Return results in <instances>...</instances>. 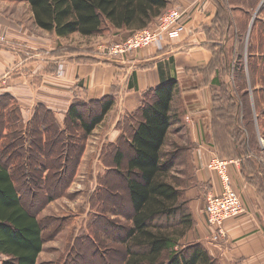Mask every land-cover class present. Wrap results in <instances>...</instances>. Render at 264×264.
I'll list each match as a JSON object with an SVG mask.
<instances>
[{
	"label": "trees",
	"instance_id": "16d2710c",
	"mask_svg": "<svg viewBox=\"0 0 264 264\" xmlns=\"http://www.w3.org/2000/svg\"><path fill=\"white\" fill-rule=\"evenodd\" d=\"M24 1L30 8L36 28L52 33L58 38H66L73 34L94 37L106 31H112L114 34L126 31L132 35L153 27L171 0ZM263 14L264 4L259 10L258 18L253 22L247 47L246 67L255 88L256 107L261 103V99L264 100V48L259 45V41L261 44L264 41V21L261 19ZM72 53L77 52L57 49L49 55L61 57ZM77 59L80 60L81 57ZM225 60V53L223 54V49H220L217 62L228 80L224 82L223 98L220 100L217 98L215 101L216 118L222 125L221 140L216 147V154L221 160H234L228 155L220 157L223 150L231 153L230 148L233 154L231 157L241 160V168H244L246 160L243 161L245 158L237 141V138H242L240 128L232 125L223 126L227 115L230 118L235 117L234 121H237L242 106L233 85L235 70L239 69L236 64L238 59L233 53L230 65H226ZM177 91V83L169 81L146 92L141 107L129 115L130 123L125 121L124 129L129 134L117 140L115 144L107 146L112 153L111 163H107L106 153L101 155L102 163L109 170L99 182L100 186L106 185L101 195L104 194L110 201L113 199L111 194L113 189L106 182L107 177L114 171L124 170L127 200L132 210L131 215H123L113 202L109 210L113 216L121 215L128 221V226L123 228L124 237L121 243L124 252L119 264H217V260L198 243L180 247V241L194 226L184 196L185 189L193 184L194 178L191 171V175L186 176L185 184L172 183L167 175L170 168L164 165L163 147L172 124L171 102ZM8 99L19 109L15 107L18 111L15 112L17 118L14 123L9 122L6 115H3L4 124L2 122L0 125V256L3 259L1 264H37L38 255L42 252L44 244L43 226L37 215L47 203L66 196L67 189L76 176L83 151L80 144L104 120L113 108L114 100L111 97L98 101L77 100L65 113L62 128L55 122L54 114L42 106H37L33 110L27 124L23 123L20 116L22 111L12 95L0 96V109L9 106L3 104L7 103L3 100ZM87 105L97 107L96 114L93 112L88 118L83 112ZM248 106L246 105L244 119L250 115L251 110ZM41 116L49 120V123ZM224 130L228 133L225 134ZM245 130L247 133L248 128ZM225 136L229 142L223 141ZM10 139L18 143L11 142ZM121 143H126L131 155L128 156L120 150L121 148L119 149ZM248 143L245 140L243 147ZM181 151L182 154L187 152L185 149ZM2 160L5 163H2ZM47 161H54L57 165L47 166ZM31 166L39 175L36 176L37 181L34 175L31 176L29 170ZM17 170L22 171L23 175L28 174L26 178L30 182L28 187L36 188L41 193L42 200L32 210L25 206L24 193L16 185ZM241 170L244 177V171ZM102 203L105 204L104 201ZM109 224L112 225V222Z\"/></svg>",
	"mask_w": 264,
	"mask_h": 264
},
{
	"label": "crops",
	"instance_id": "0c3cea01",
	"mask_svg": "<svg viewBox=\"0 0 264 264\" xmlns=\"http://www.w3.org/2000/svg\"><path fill=\"white\" fill-rule=\"evenodd\" d=\"M184 1L171 0L168 9ZM250 1L205 0L203 10L195 13L188 29L178 39L124 58L107 56L101 45L94 51L61 57L49 56L55 50L49 51L47 56L58 65L62 63L64 70L58 74L57 64L49 63L38 75L35 90L21 98L14 97L22 112L32 113L37 106H42L53 113L58 122L77 100L98 101L111 97L114 106L109 112L110 121H103L106 131L98 141L101 148L129 134L124 129L125 121L130 123L129 115L141 107L146 92L175 81L178 91L171 102L170 130L180 141L184 139L183 149L187 152L182 157H187L194 178L193 184L184 191L194 220L192 232L196 238H210L214 250H206L212 257L215 253L217 257L220 255L221 260L213 257L217 264H264V212L258 210L252 190L241 175V165H231L230 174L247 211L246 216L228 222L222 237H214L215 231L203 219L207 196L220 191L218 180L213 176L212 181L206 182L208 175L201 170L211 157L210 150L216 153L221 140L222 125L216 118L215 101L223 98L224 82L228 79L218 65L217 56L223 49L226 65L232 62L241 35L236 21L253 18L256 12L255 20L262 6V0H256V5ZM66 57L73 60H61ZM180 156L178 154V158ZM100 159L99 152L95 160ZM100 167L97 173L104 177L109 170Z\"/></svg>",
	"mask_w": 264,
	"mask_h": 264
},
{
	"label": "rangeland",
	"instance_id": "374dc122",
	"mask_svg": "<svg viewBox=\"0 0 264 264\" xmlns=\"http://www.w3.org/2000/svg\"><path fill=\"white\" fill-rule=\"evenodd\" d=\"M250 3L256 5L257 1L251 0ZM263 3L264 0H262L261 5ZM167 10L168 7L164 13ZM261 19L264 21V14ZM240 21H236V26L239 28L241 35H239L236 42L238 50L235 52L238 59L236 64L239 69L235 70V83L233 85L240 97L241 113L238 114L237 121H234L236 120L235 117L230 118L227 115L223 126L230 127L232 125L240 128L242 138H237V141L241 154L245 158L243 161L246 160L244 168H241L244 171L243 178L246 179L252 190L254 200L259 206L258 210L264 212V100L261 99L258 107L255 106V88L246 67L247 47L244 49V45H248L247 43L251 38L253 21L252 18ZM115 35L119 37H115ZM132 35L126 31H121L118 34L106 31L94 37H81L78 34H73L66 38H58L54 34L43 32L34 26L30 8L24 0H0V37L4 38V41L0 42V96L10 94L13 97L19 96L21 98V95H28L31 90L36 89L38 75L44 72L49 63H56L58 74H60L64 70L63 64L58 65V62L49 58L47 56L49 51L61 49L66 52H88L94 51L97 48L96 46L100 45L106 49L107 46L130 38ZM259 45L264 48V41L262 44L259 41ZM67 57L61 60H73ZM4 101L7 103L3 104H9V106L0 109V125L3 122V115H6L11 123H14L17 118L15 112L18 110L15 109L17 107L14 106L15 103L10 102L9 99ZM20 104L22 105V101ZM246 105L250 106L251 111L250 115L246 116L247 119H244ZM83 112L88 118L93 112L96 114L97 107L87 105ZM20 116L23 123L27 124L32 113L21 112ZM108 116L109 113L104 118L105 122L110 121ZM41 117L46 119L43 116ZM53 117L55 122L63 128L64 119L60 117V122H58L56 117ZM103 121L80 144L83 151L80 155L76 176L68 187L66 196L47 203L37 215L43 226L44 238L42 252L38 255L37 264H119L121 261L124 252L121 239L124 237L123 228L128 226V221L121 215L113 216L109 210L112 202L117 206L119 213L123 215H131L132 210L127 200L123 179L125 176L124 170L114 171L110 177H107L106 182L113 189L111 190L113 199L110 201L104 194L101 195L106 185L100 186L99 182L103 177H100L99 174L101 173L97 172L101 169L100 166L103 169L106 166L101 159L98 162L95 160L96 154L99 152L101 155L106 153L108 164L111 163L112 158V153L107 148L108 145L106 144L100 148L98 144L106 131V128H104L106 123ZM47 123H49V120H47ZM246 128H248L247 133ZM224 133L227 134L228 132L224 130ZM226 138L227 136L223 138V141L229 142ZM13 139H10V141H14ZM245 140L249 143L243 147ZM183 141L184 139H181V141L177 139L170 130L163 147L164 165L170 168L167 172L169 180L179 185H181V182L184 183L187 179L186 176L191 175V170L188 168L189 163L186 160L187 157H182L181 150L185 148ZM14 142L18 143L17 141ZM119 146V149L121 148L120 150L125 154L131 155L126 143H121ZM229 151L231 153L223 150L220 157L228 155L229 158L237 161L238 159L231 157L233 154L230 148ZM178 153L181 155L179 158ZM36 156L38 157V155ZM1 162L5 163L3 160ZM46 165H57V163L47 161ZM29 170L31 176L34 175L37 181L36 176H39L38 173L33 171L32 166ZM27 176L28 174L23 175L22 171L17 170L15 172V182L24 193L25 206L32 210L42 198L39 190L28 187L30 182L26 179ZM102 201H104V205ZM110 222H112V225L109 224ZM194 243H198L210 251L214 250L211 247L210 238L201 239L198 236L196 238L192 230L180 241V247ZM213 257L221 260L220 255L217 257L216 253ZM2 260L0 256V264Z\"/></svg>",
	"mask_w": 264,
	"mask_h": 264
},
{
	"label": "built area",
	"instance_id": "2783aa9c",
	"mask_svg": "<svg viewBox=\"0 0 264 264\" xmlns=\"http://www.w3.org/2000/svg\"><path fill=\"white\" fill-rule=\"evenodd\" d=\"M205 4V0H185L163 13L153 27L135 32L130 38L107 46L104 51L107 56L124 58L178 39L188 29L195 13L202 11ZM1 41H4L3 37H0ZM210 151L211 157L201 170L208 175L206 182L212 181L213 176L218 180L220 191L207 196L203 219L215 231L214 237H222L225 225L246 216L247 211L230 174V166L238 167L239 161L221 160L213 150Z\"/></svg>",
	"mask_w": 264,
	"mask_h": 264
},
{
	"label": "water",
	"instance_id": "95a60500",
	"mask_svg": "<svg viewBox=\"0 0 264 264\" xmlns=\"http://www.w3.org/2000/svg\"><path fill=\"white\" fill-rule=\"evenodd\" d=\"M255 15H256V12H255ZM255 15L253 16V18H252V21L254 20V18H255Z\"/></svg>",
	"mask_w": 264,
	"mask_h": 264
}]
</instances>
